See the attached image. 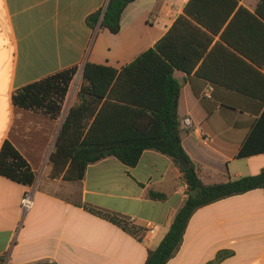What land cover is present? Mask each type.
Wrapping results in <instances>:
<instances>
[{
  "label": "crops",
  "instance_id": "obj_1",
  "mask_svg": "<svg viewBox=\"0 0 264 264\" xmlns=\"http://www.w3.org/2000/svg\"><path fill=\"white\" fill-rule=\"evenodd\" d=\"M108 0H0V149L9 139L37 171L33 186L0 175V256L4 264H144L186 201L188 184L178 165L156 150H145L135 166L115 156L88 165L80 182L65 179L49 161L56 123L40 110L16 107V89L69 66L78 65L63 103V118L77 101L86 62L121 69L153 47L189 0H133L124 9L121 29L91 28L89 14ZM262 0H195L188 15L210 38L192 73L175 70L182 83L178 113L193 124L182 127V143L208 184L256 174L264 152L237 158L264 101L221 85L219 69L227 54L244 57L234 45L264 60L257 36L264 17ZM212 60L205 59L211 51ZM256 67L264 73L263 65ZM260 66V67H258ZM203 67L209 79L198 74ZM210 74H209V73ZM209 91L210 96L205 93ZM62 109V111H63ZM56 139V138H55ZM79 190L72 192V188ZM65 189L66 192L62 190ZM32 192V205L22 198ZM164 193L154 199L150 192ZM89 205L125 218L133 233L88 210ZM132 218V219H131ZM156 225L154 232L148 223ZM234 254L219 264H264V188L229 196L200 207L191 217L181 248L166 264H207L220 250Z\"/></svg>",
  "mask_w": 264,
  "mask_h": 264
},
{
  "label": "trees",
  "instance_id": "obj_2",
  "mask_svg": "<svg viewBox=\"0 0 264 264\" xmlns=\"http://www.w3.org/2000/svg\"><path fill=\"white\" fill-rule=\"evenodd\" d=\"M131 1L108 0L103 7L87 16L88 26L118 33L122 13ZM194 2L189 0L185 15L179 16L153 47L141 52L121 69L85 63L77 101L65 116L49 156L56 171L62 172L68 166L65 179L78 182L84 179L91 163L115 156L124 164L135 166L148 149L169 156L179 166L188 184L186 201L159 245L148 250L144 264H166L177 254L188 223L200 207L264 188V167L256 174L205 183L198 174L196 163L183 146L178 113L182 83L175 76V70L192 73L210 44V38L203 35L188 18V15H194ZM262 4L264 8V0ZM259 13L264 17L263 9ZM258 28L257 36L244 39L251 45L264 46V23L259 21ZM234 47L244 57L234 54L223 57L227 66L219 69L221 79L218 81L228 89L264 101V73L255 64L263 65L264 60L253 57L237 45ZM215 52L216 48L207 54L204 65L212 60ZM78 67L69 66L16 89L13 93L15 106L40 110L52 120H57L62 114L64 100ZM206 72L201 67L198 74L212 79ZM262 152L264 110L252 123L237 158ZM183 159L189 162L188 168L183 167ZM0 175L28 186H33L38 177L37 171L9 139L0 149ZM150 197L165 199L166 195L151 191ZM85 207L130 232L138 231L136 226L121 216L89 205ZM233 254L232 250H220L207 264H219ZM4 261L5 257L0 256V264H4ZM39 264L57 263L47 260Z\"/></svg>",
  "mask_w": 264,
  "mask_h": 264
},
{
  "label": "built area",
  "instance_id": "obj_3",
  "mask_svg": "<svg viewBox=\"0 0 264 264\" xmlns=\"http://www.w3.org/2000/svg\"><path fill=\"white\" fill-rule=\"evenodd\" d=\"M205 94L208 95V96H210V92L209 91H207ZM192 124H193V121H192V118L190 116L184 117L182 119V121H181V126L183 128H187V127L191 126ZM21 205H22V209L24 211L29 210V208L32 205V192L31 191L30 192H26V194L22 198ZM148 229H149L150 232H154L155 229H156V225L153 224V223H151V222H149L148 223Z\"/></svg>",
  "mask_w": 264,
  "mask_h": 264
},
{
  "label": "rangeland",
  "instance_id": "obj_4",
  "mask_svg": "<svg viewBox=\"0 0 264 264\" xmlns=\"http://www.w3.org/2000/svg\"><path fill=\"white\" fill-rule=\"evenodd\" d=\"M65 111H66V110L63 109L62 114L60 115V117H58L57 120H53V121L56 123V126H55V130H54L53 133H52V140H55V138H56V136H57V131H58L59 123L61 122V120H62V118H63V113H64ZM74 190H76V192H77V191L79 190V188H78V187H74V188H72V192H73ZM62 191H63V192H66L65 189H63Z\"/></svg>",
  "mask_w": 264,
  "mask_h": 264
},
{
  "label": "water",
  "instance_id": "obj_5",
  "mask_svg": "<svg viewBox=\"0 0 264 264\" xmlns=\"http://www.w3.org/2000/svg\"><path fill=\"white\" fill-rule=\"evenodd\" d=\"M181 163H182V165H183L184 168H188L190 166L189 162L187 160H185V159H183L181 161Z\"/></svg>",
  "mask_w": 264,
  "mask_h": 264
}]
</instances>
